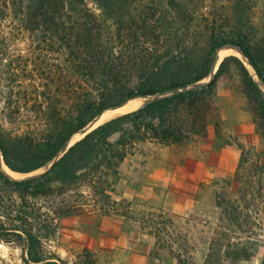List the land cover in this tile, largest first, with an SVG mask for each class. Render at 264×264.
<instances>
[{
    "label": "trees",
    "instance_id": "16d2710c",
    "mask_svg": "<svg viewBox=\"0 0 264 264\" xmlns=\"http://www.w3.org/2000/svg\"><path fill=\"white\" fill-rule=\"evenodd\" d=\"M92 2L99 14L86 0H2L28 33L32 50L23 56L0 46V94L4 117L13 125L7 129L0 124V156L11 171L22 174L52 162L44 171L20 179L0 170V180L13 191L45 200L43 207L63 218L90 212L85 188L91 207L98 205L103 215H124L126 206L111 200L121 163L136 143L180 145L206 137L208 121L216 114L217 81L231 65L264 140V0H229L228 16L218 18L195 14L189 0ZM229 47L238 50L242 60L225 56L213 73L216 51ZM135 98L152 99L69 145L104 111ZM114 134L117 138L112 140ZM238 146L234 175L223 182H243L240 198L255 190L259 194L264 143L259 149ZM248 171L250 175L242 176ZM216 206L219 224L206 241L202 264L248 258L245 244H229L237 206L220 196ZM51 219L43 212L37 219H21L20 228L1 224L0 235L17 231L12 233L22 240L24 264H67L45 249L36 232L37 224ZM140 221L157 248L165 247L177 264H198L190 237L171 216L151 211ZM80 262L86 263L84 255Z\"/></svg>",
    "mask_w": 264,
    "mask_h": 264
},
{
    "label": "rangeland",
    "instance_id": "374dc122",
    "mask_svg": "<svg viewBox=\"0 0 264 264\" xmlns=\"http://www.w3.org/2000/svg\"><path fill=\"white\" fill-rule=\"evenodd\" d=\"M189 2L195 14L217 18L229 14V0ZM86 3L89 9L99 14L92 0H86ZM4 45L15 55L25 56L32 50L28 33L0 0V46ZM229 55L242 60L240 55L233 53L225 56ZM244 64L257 81L250 66L246 62ZM134 100L135 108L130 111L142 106L146 99ZM215 106L216 114L208 121L204 138L168 146L136 143L120 165V179L111 194V200L126 206L124 215L112 212L103 215L98 205L91 207L88 191L83 188L90 212L57 218L43 207L45 200L24 197L0 180V225L3 228H20L21 219H37L38 214L44 212L52 219L43 224L45 227L37 224L36 232H39L45 249L67 264H81V255L86 257L85 264H177L165 247L157 248L153 236L140 221L151 211H163L190 237L193 260L202 264L208 250L206 241L212 228L219 224L220 209L216 206V196H220L238 208V213H233L236 221L231 229L235 232L229 235V244H245L251 253L248 258L235 263L229 259V264H264V173L260 177L261 193L256 190L250 194L247 192L243 198H240L243 182L233 181L229 185L223 182L234 175L240 157L238 145L245 149H259L264 143L235 66L231 65L228 72L218 79ZM130 111L112 115L105 121ZM4 113L3 96L0 94V124L9 129L13 125L7 123ZM105 121L96 120L88 127ZM18 128L24 130L23 125ZM81 133L75 134L70 143L80 138ZM116 138L117 134L111 137L112 140ZM5 167L0 156V170L13 179L38 174L48 168L12 176ZM247 173L250 175L248 171L242 176ZM7 232L0 235V264H24L22 257L26 253L22 240L13 235L12 232L17 231Z\"/></svg>",
    "mask_w": 264,
    "mask_h": 264
},
{
    "label": "bare ground",
    "instance_id": "6f19581e",
    "mask_svg": "<svg viewBox=\"0 0 264 264\" xmlns=\"http://www.w3.org/2000/svg\"><path fill=\"white\" fill-rule=\"evenodd\" d=\"M234 50V51H232ZM229 53H233V54H236V55H240L241 54L239 52H237L235 49L233 48H220L218 50V54H219V59H221L223 56L229 54ZM135 101L134 99L132 100H129L127 102H125L123 105L117 107V108H113V109H108L106 111H104L98 118V122H101L102 120L105 121V119H107L108 117L112 116V115H115V114H119L120 112H123V111H130L132 110L133 108H135ZM6 171L12 175V176H16L17 173L13 172V171H10L9 169H7L5 167ZM20 176V175H19Z\"/></svg>",
    "mask_w": 264,
    "mask_h": 264
},
{
    "label": "water",
    "instance_id": "95a60500",
    "mask_svg": "<svg viewBox=\"0 0 264 264\" xmlns=\"http://www.w3.org/2000/svg\"><path fill=\"white\" fill-rule=\"evenodd\" d=\"M218 50H219V49H218ZM218 50H217L216 53H215L216 64H215V67H214L213 73L216 71V69H217V67H218V64H219L220 61H221V59H219ZM235 50H236V49H235ZM236 51L239 52L238 50H236ZM239 53H240V52H239ZM240 54H241V53H240ZM241 57H243L242 54H241ZM202 82H204V81H202ZM200 83H201V82H200ZM150 99H152V98L146 99L145 102L148 101V100H150ZM116 108H117V107H116ZM96 120H98V118H97ZM96 120L93 121V122H91L90 124H93L94 122H96ZM102 123H103V122H102ZM100 124H101V123H100ZM98 125H99V124H98ZM88 126H89V125H88ZM88 126H87V127H88ZM91 126H92V125H91ZM96 126H97V125H96ZM96 126H93V127H91V128H90V127H88V128L86 127L87 129L84 128V130H83L82 133H81L80 138H82L85 134H87L89 131H91L92 129H94ZM80 138H78L77 140H79ZM77 140H75V141H77ZM75 141H74V142H75ZM74 142H73V143H74ZM73 143H70V142H69V145H71V144H73ZM69 145H68V146H69ZM51 163H52V162H51ZM51 163H50V164H51ZM50 164H49L48 166H50ZM5 166H6V165H5ZM7 168H8V167H7ZM8 169H9V168H8ZM9 170H10V169H9ZM10 171H11V170H10Z\"/></svg>",
    "mask_w": 264,
    "mask_h": 264
}]
</instances>
